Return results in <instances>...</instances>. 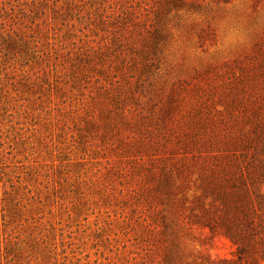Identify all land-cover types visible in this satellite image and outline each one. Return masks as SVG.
I'll list each match as a JSON object with an SVG mask.
<instances>
[{
    "label": "rangeland",
    "instance_id": "374dc122",
    "mask_svg": "<svg viewBox=\"0 0 264 264\" xmlns=\"http://www.w3.org/2000/svg\"><path fill=\"white\" fill-rule=\"evenodd\" d=\"M72 1L0 0V244L9 233L32 234L45 239L41 247L55 243L56 264H138L152 245L124 236L123 217L92 204L75 182L86 179V166H75L70 110L90 100V89L47 94L48 84L65 86L63 55L97 46L104 32L94 23L129 4ZM205 3L172 20L159 81L167 90L174 84L182 99L176 131L189 199L204 195L214 219L213 230L195 228L182 238L212 260L264 264V0ZM4 197L22 211L7 228Z\"/></svg>",
    "mask_w": 264,
    "mask_h": 264
},
{
    "label": "trees",
    "instance_id": "16d2710c",
    "mask_svg": "<svg viewBox=\"0 0 264 264\" xmlns=\"http://www.w3.org/2000/svg\"><path fill=\"white\" fill-rule=\"evenodd\" d=\"M205 2L209 0H126L128 7L113 20L108 15L94 23L104 32L97 46L83 44L75 53L63 55L65 86L57 81L53 90L47 86V94L59 98L90 89V100L70 110L77 131L72 152L80 155L75 166L82 161L86 166L80 171L86 179L76 176L75 182L92 194V204L112 208L123 217L119 229L124 236L133 233L138 242L152 245L147 259L138 264H236L194 254L182 238L195 228L213 230L214 219L204 195L189 199L190 177L185 171L189 169L176 131L182 99L174 84L167 90L159 83L173 35L172 20L200 12ZM67 5L74 2L67 0ZM200 186L205 190L204 182ZM3 201L2 225L7 228L20 221L22 211L7 197ZM84 207L85 203L77 206L78 214ZM21 236L9 233L0 244V264L57 263L55 243L41 247L43 237Z\"/></svg>",
    "mask_w": 264,
    "mask_h": 264
}]
</instances>
